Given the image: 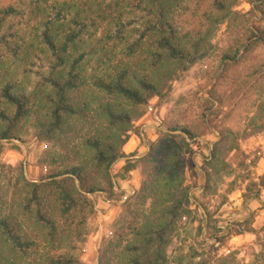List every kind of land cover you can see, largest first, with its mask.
Segmentation results:
<instances>
[{"label": "rangeland", "instance_id": "374dc122", "mask_svg": "<svg viewBox=\"0 0 264 264\" xmlns=\"http://www.w3.org/2000/svg\"><path fill=\"white\" fill-rule=\"evenodd\" d=\"M65 1L70 0H0V110L15 111L1 98L7 82L12 92L24 96L28 110L14 126L12 138L0 142V219L13 216L21 222V231L16 232L20 242L0 230V263L98 264V252L109 241L116 264H134L135 257H142L137 246L147 238L144 226L155 216L149 214L151 201L132 206L126 215L125 201L140 188L142 178L138 171L122 173L125 158L109 169L115 185L112 198L101 192L75 196L76 204L65 211L68 202L50 195L46 201L52 226L38 220L33 204L27 209L29 184L62 169L48 164L60 151L36 138V121L53 107L48 80L54 59L41 35L46 23L67 25L63 14L55 18L52 10L54 3ZM221 1L227 7L221 22L199 19L212 0H194L190 5L189 14L195 12L187 15L186 23L200 24L206 32L198 59L166 84L161 96L139 108L142 117L156 123L149 134L141 135L138 120L131 123L130 132L140 133L143 148L148 150L149 143L161 139L163 149L157 157L165 162L166 176L189 198L190 214L180 221L166 219L163 238L154 242L166 259L160 264H264V37L254 31L264 28V15L247 16L248 0ZM140 23L138 14L129 16L121 31H132ZM131 37L137 40L138 34ZM87 90L91 95V87ZM93 92L75 140L81 158L92 153L84 143L100 132L116 134L111 142L119 147L128 128L101 115L100 103L112 99ZM8 127L0 120V130ZM245 193L258 195L245 203ZM202 208L211 215L210 225L253 232L232 235L214 257L208 249L214 240Z\"/></svg>", "mask_w": 264, "mask_h": 264}, {"label": "trees", "instance_id": "16d2710c", "mask_svg": "<svg viewBox=\"0 0 264 264\" xmlns=\"http://www.w3.org/2000/svg\"><path fill=\"white\" fill-rule=\"evenodd\" d=\"M194 0H70L54 3V17L63 14L64 22L57 27L45 24L41 35L43 44L49 50L54 64L51 68L50 83L53 92L52 109L48 115L36 121L40 141L57 146L60 153L53 154L48 164H57L62 168L53 174L44 175L39 183L29 184L32 188L30 200L27 198V209L34 205L38 220L49 226L54 224L46 198L58 197L68 204L65 211L76 204L75 196H86L101 192L112 198L115 185L109 169L119 159L125 158L122 173L138 171L142 178L140 188L133 190L125 201V213L132 206L142 207L151 201L149 214L155 220L144 227L148 230L147 238L138 244L142 257L137 256L134 264L165 263V256L158 253L160 241L165 232V220L180 221L190 214L189 198L178 183L172 185L166 176L165 162L157 156L162 153L161 139L148 144V152L140 158L125 155L123 147L129 138L131 123L143 115L142 108L150 98L161 96L166 84L178 79L179 74L198 59V49L203 48L206 32L202 25L191 27L185 18L189 14ZM210 9H205L200 21L221 22L227 7L221 0H212ZM250 6L247 16L261 19L264 15V0H248ZM10 12H13L10 9ZM194 11L190 12V16ZM139 15L141 23L132 31H121L123 21L129 16ZM53 17V18H54ZM185 21V22H183ZM201 21V22H202ZM65 24V23H64ZM126 26V25H125ZM67 27V29H64ZM260 37H264V28L254 27ZM131 33V34H130ZM138 34L137 40L132 34ZM128 34H130L128 36ZM79 49H84L78 52ZM135 49H142L137 52ZM88 87L98 95L111 97L112 101H103L99 109L101 115L109 122L127 124L123 131L125 137L119 141L120 146L111 142L116 134L100 132L84 144L92 153L81 158L80 148L75 144L79 126L86 121L92 101ZM13 86L8 82L2 87L1 98L5 104L15 109L13 114L0 110V120L9 127L0 130V142L10 140L12 130L18 120L27 115V101L23 95L12 92ZM140 136L136 131L133 133ZM119 140V139H118ZM47 163V162H45ZM169 165V163H168ZM264 186V185H262ZM171 187L173 190H170ZM163 188L164 192H160ZM255 195L243 194L244 202L256 198ZM135 202L132 204L131 201ZM161 205L160 209L156 206ZM62 208V207H61ZM205 225L211 233L214 244L209 246L213 256L225 246L232 235L253 232L246 229L242 232L210 225L211 215L202 208ZM147 222V221H146ZM21 222L13 217L0 219V230L14 242H20ZM114 246L107 242L98 252V264H116ZM1 264V263H0ZM4 264H12L4 263Z\"/></svg>", "mask_w": 264, "mask_h": 264}, {"label": "crops", "instance_id": "0c3cea01", "mask_svg": "<svg viewBox=\"0 0 264 264\" xmlns=\"http://www.w3.org/2000/svg\"><path fill=\"white\" fill-rule=\"evenodd\" d=\"M154 124L156 123L153 121H150L147 115H145L144 117H141L136 122V126L140 128V131L142 133L141 135L149 134L150 128H152V125ZM129 147L131 148L130 150H128ZM123 151L126 156L134 154L135 156L131 159H135V158H140V157L145 156L148 150L146 148H143L142 142L140 141L139 136L132 133V135L128 138V141L126 142V144L123 146Z\"/></svg>", "mask_w": 264, "mask_h": 264}]
</instances>
